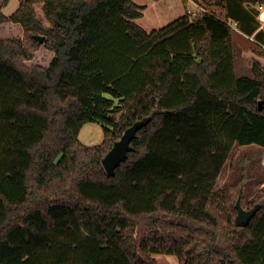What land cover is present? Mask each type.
Listing matches in <instances>:
<instances>
[{
    "label": "trees",
    "instance_id": "16d2710c",
    "mask_svg": "<svg viewBox=\"0 0 264 264\" xmlns=\"http://www.w3.org/2000/svg\"><path fill=\"white\" fill-rule=\"evenodd\" d=\"M10 1L0 24L20 23L24 37L0 38V264H156L157 253L264 264V190L246 226L236 223L243 183L224 192L231 217L216 190L236 146L264 147V67L236 75L232 15L185 13L148 31L135 0H19L7 15ZM38 34L55 54L28 66L25 39ZM145 117L108 174L104 156ZM87 122L103 126L101 144L80 140Z\"/></svg>",
    "mask_w": 264,
    "mask_h": 264
},
{
    "label": "rangeland",
    "instance_id": "374dc122",
    "mask_svg": "<svg viewBox=\"0 0 264 264\" xmlns=\"http://www.w3.org/2000/svg\"><path fill=\"white\" fill-rule=\"evenodd\" d=\"M144 6V15L136 22L148 31L159 29L166 26L173 20L189 13L192 17L200 11L199 5L213 12L222 19L228 18L231 14L234 19L232 23L242 21V17L256 27L257 32L264 31L258 17L257 4L260 2L245 1L239 3L238 0H135ZM19 6V0H12L4 7L7 15L13 13ZM37 17L43 21L46 27L50 26L43 11V3L35 5ZM191 10V12H189ZM254 18H251V17ZM229 20V19H228ZM233 30L234 43V70L236 75L253 76L252 65L260 62L264 67V49L258 44V40L251 37V31L242 26ZM260 30V31H259ZM23 37L24 28L20 23L5 22L0 24V38ZM38 42V41H37ZM25 45L33 55L31 59L24 60L28 66L40 64L47 66L54 56V51L45 47L44 43L35 44L25 39ZM117 122L122 125L125 123V112L115 115ZM100 124V123H99ZM243 183V194L241 205L245 209H250L255 205L258 194L264 190V147L257 145L236 146L232 151L228 161L221 170L216 188L219 201L226 217L233 216V212L224 204L223 195L229 186ZM239 199V198H238ZM237 216V214H236ZM160 253L154 254L157 258H162ZM161 264V263H160ZM164 264V263H162Z\"/></svg>",
    "mask_w": 264,
    "mask_h": 264
},
{
    "label": "water",
    "instance_id": "95a60500",
    "mask_svg": "<svg viewBox=\"0 0 264 264\" xmlns=\"http://www.w3.org/2000/svg\"><path fill=\"white\" fill-rule=\"evenodd\" d=\"M35 39L39 43H44L46 36L38 34L35 35ZM260 109H262V105L260 106ZM150 120L151 117H145L135 121L132 125L126 128L120 139L115 141L113 147L107 152L102 160L103 166L108 174H115L116 168L120 166V164L127 158L128 153L133 149L131 142L136 137L138 130L147 125ZM236 208L238 210L236 216L237 225L246 226L259 210L260 205L256 204L250 209H245L241 205V199L239 198L236 202Z\"/></svg>",
    "mask_w": 264,
    "mask_h": 264
},
{
    "label": "crops",
    "instance_id": "0c3cea01",
    "mask_svg": "<svg viewBox=\"0 0 264 264\" xmlns=\"http://www.w3.org/2000/svg\"><path fill=\"white\" fill-rule=\"evenodd\" d=\"M1 3H2V0H0V5H1ZM3 10H4V7H3ZM258 63H260V62L258 61ZM252 67H253V65H252ZM79 138L84 144H86L88 146L99 145L103 142V139H104L103 126L97 122H87L81 128ZM252 145L260 146L258 144H252ZM260 147H262V146H260ZM159 255H161L162 258H157L155 255H153V257L157 260L156 264H160V263L161 264L162 263H164V264H179L178 257L174 254H159Z\"/></svg>",
    "mask_w": 264,
    "mask_h": 264
},
{
    "label": "built area",
    "instance_id": "2783aa9c",
    "mask_svg": "<svg viewBox=\"0 0 264 264\" xmlns=\"http://www.w3.org/2000/svg\"><path fill=\"white\" fill-rule=\"evenodd\" d=\"M257 10H258V17L261 21V24H262V28H264V2H259L256 6ZM199 9L200 11H208L206 8H204L203 6H200L199 5ZM189 12H191V10H189ZM227 23L234 29V30H238V24L237 26H235L233 23H232V19H229L227 20ZM252 39L255 40V35H253L251 37ZM258 44L262 46V48L264 49V44L261 43L260 41H258Z\"/></svg>",
    "mask_w": 264,
    "mask_h": 264
}]
</instances>
